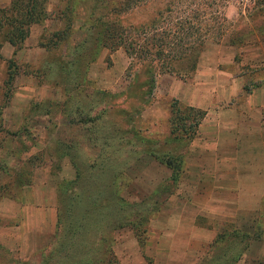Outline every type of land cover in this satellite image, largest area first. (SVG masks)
Segmentation results:
<instances>
[{
	"label": "rangeland",
	"instance_id": "rangeland-1",
	"mask_svg": "<svg viewBox=\"0 0 264 264\" xmlns=\"http://www.w3.org/2000/svg\"><path fill=\"white\" fill-rule=\"evenodd\" d=\"M104 1L48 0L0 48V264H264V3L220 2L226 23L172 73L79 29L146 24L165 0ZM173 102L204 113L193 137L170 133Z\"/></svg>",
	"mask_w": 264,
	"mask_h": 264
},
{
	"label": "trees",
	"instance_id": "trees-1",
	"mask_svg": "<svg viewBox=\"0 0 264 264\" xmlns=\"http://www.w3.org/2000/svg\"><path fill=\"white\" fill-rule=\"evenodd\" d=\"M152 1L115 0L108 4L106 0L104 2L112 13L123 15L135 12L140 7L149 6ZM220 2L221 6H224L222 3L224 4L225 0H165L160 2L161 6L156 10V15L146 24L124 27L114 20L109 21L110 17H87V20L84 19L81 23L85 27L80 25L79 29L85 35L90 28L101 24L102 30L97 37V44H99H96L97 46L108 49L121 47L140 63L155 65L162 72L177 73L176 66H179V63L189 68L194 67L196 61L193 55L206 43L210 28L214 25L218 28L226 23V18L217 9ZM263 3L264 0L258 2L259 6ZM47 4L48 0H9L6 6H0V48L6 43L13 49V53L19 50L28 37L30 28L40 25L47 19ZM191 5L195 7L194 11L189 9ZM213 6L216 9L211 10V15H208L211 18H203L204 8ZM173 15H176L174 22L169 20ZM167 18L169 23H165ZM66 23H73V19L67 17ZM53 37L55 40L51 44L54 47L58 42H65L68 35L65 29H61L60 32L54 33ZM214 37L215 35L209 39L212 40ZM9 62L12 61L8 60L7 63ZM9 66L10 64L5 80L8 86L16 75L15 72H9ZM170 108V120L173 119L174 127H176L170 126V133L175 138L193 137L204 113L200 110L186 108L184 109L186 113L182 114L183 108H180L176 102H173ZM189 117L193 120L185 127L183 121ZM178 126L182 131L177 129ZM180 132L183 134H179Z\"/></svg>",
	"mask_w": 264,
	"mask_h": 264
},
{
	"label": "crops",
	"instance_id": "crops-1",
	"mask_svg": "<svg viewBox=\"0 0 264 264\" xmlns=\"http://www.w3.org/2000/svg\"><path fill=\"white\" fill-rule=\"evenodd\" d=\"M1 3H4V4H7V3H9V0H0V4ZM232 113H234V114H239L238 116H240V115H242V112H237V111H231ZM245 112H247V111H245ZM200 125V124H199ZM198 125V126H199ZM215 160V159H214ZM225 161H227V162H231L232 160L230 159V158H227ZM217 171H215V172H213V176L214 177H218L219 175L217 174L218 173V170L219 169H216ZM217 181V180H216ZM231 195V194H230ZM240 197H241V195H240ZM242 208H243V206H238V212H242L243 210H242ZM228 212H230V213H233L234 211H232L231 209L230 210H228Z\"/></svg>",
	"mask_w": 264,
	"mask_h": 264
}]
</instances>
